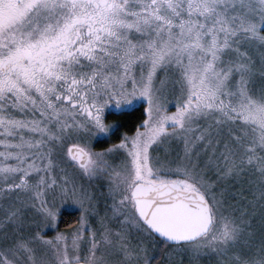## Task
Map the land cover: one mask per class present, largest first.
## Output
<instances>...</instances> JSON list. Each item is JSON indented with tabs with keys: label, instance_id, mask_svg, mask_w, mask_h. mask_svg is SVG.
<instances>
[{
	"label": "snow or ice",
	"instance_id": "obj_1",
	"mask_svg": "<svg viewBox=\"0 0 264 264\" xmlns=\"http://www.w3.org/2000/svg\"><path fill=\"white\" fill-rule=\"evenodd\" d=\"M0 264H264V0H0Z\"/></svg>",
	"mask_w": 264,
	"mask_h": 264
},
{
	"label": "trees",
	"instance_id": "obj_2",
	"mask_svg": "<svg viewBox=\"0 0 264 264\" xmlns=\"http://www.w3.org/2000/svg\"><path fill=\"white\" fill-rule=\"evenodd\" d=\"M143 104L134 106L129 109L121 110L118 112L109 111L105 114V119L107 121L115 120V130L111 133L110 137H104L96 140L95 146H103L105 143L115 142L116 139H119L121 133L127 131L132 132L135 130L134 126L139 122V119L142 116ZM78 217L77 211H62L58 226L60 230H65L68 225L74 223L75 219Z\"/></svg>",
	"mask_w": 264,
	"mask_h": 264
},
{
	"label": "rangeland",
	"instance_id": "obj_3",
	"mask_svg": "<svg viewBox=\"0 0 264 264\" xmlns=\"http://www.w3.org/2000/svg\"><path fill=\"white\" fill-rule=\"evenodd\" d=\"M140 104H143V101L142 100H134L131 105H123L120 109H117L115 107V104L113 103V104H110V105L106 106V108H105V114L107 112H109V111L118 112V111H121V110H125V109L132 108V107L137 106V105H140ZM114 130H115V124L110 128V130H109L108 133H99L97 135V138L94 140V145H95L96 140L101 139V138H104V137H106V138L107 137H110L111 133H113ZM94 190L95 191H99L98 188H95ZM64 210H67V211H77L78 212V215H79V207L77 205L73 204L70 199L65 200L63 202V204L60 205L59 217H60L62 211H64ZM46 231L49 232L48 233L49 235H52L53 233L51 231H54V229H52L51 226H49V228L46 229Z\"/></svg>",
	"mask_w": 264,
	"mask_h": 264
}]
</instances>
